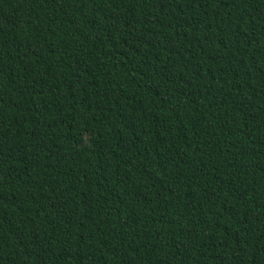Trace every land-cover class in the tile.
Segmentation results:
<instances>
[{"label":"trees","instance_id":"obj_1","mask_svg":"<svg viewBox=\"0 0 264 264\" xmlns=\"http://www.w3.org/2000/svg\"><path fill=\"white\" fill-rule=\"evenodd\" d=\"M0 264H264V0H0Z\"/></svg>","mask_w":264,"mask_h":264}]
</instances>
